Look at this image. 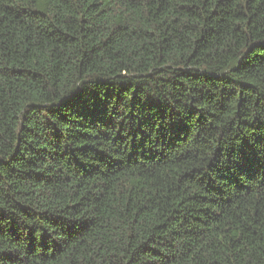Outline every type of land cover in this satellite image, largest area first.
Returning <instances> with one entry per match:
<instances>
[{
	"label": "trees",
	"instance_id": "obj_1",
	"mask_svg": "<svg viewBox=\"0 0 264 264\" xmlns=\"http://www.w3.org/2000/svg\"><path fill=\"white\" fill-rule=\"evenodd\" d=\"M0 264H264V0H0Z\"/></svg>",
	"mask_w": 264,
	"mask_h": 264
}]
</instances>
